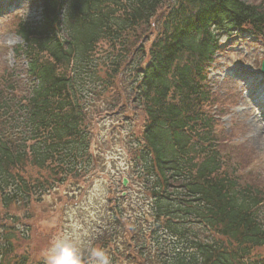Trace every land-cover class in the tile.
I'll list each match as a JSON object with an SVG mask.
<instances>
[{"label":"trees","instance_id":"trees-1","mask_svg":"<svg viewBox=\"0 0 264 264\" xmlns=\"http://www.w3.org/2000/svg\"><path fill=\"white\" fill-rule=\"evenodd\" d=\"M41 1L42 31L21 23L15 30L24 48L14 52L25 56L34 81H18L14 71L0 78V209L28 211L67 179L94 169L88 109L124 74L145 116L137 164L151 200V219L135 216L122 232L129 235L130 264H263L253 253L264 248V191L245 181L241 161L224 151L226 135L203 110L211 101L201 83L217 49L211 28L247 31L264 41V6L244 0ZM163 7L168 15L145 51L134 41L137 31L146 33ZM100 43L113 51L108 66L94 57ZM0 228V264H28L24 255L10 257L16 229Z\"/></svg>","mask_w":264,"mask_h":264},{"label":"rangeland","instance_id":"rangeland-1","mask_svg":"<svg viewBox=\"0 0 264 264\" xmlns=\"http://www.w3.org/2000/svg\"><path fill=\"white\" fill-rule=\"evenodd\" d=\"M245 1L264 6V0ZM168 12L163 7L149 25L144 26L146 33L137 31L139 37L134 41L145 46V51L157 34L160 20L167 17ZM22 21L33 27L41 23L38 0H9L0 5V78L19 66L16 62L20 58L14 55L13 48L22 42L14 30ZM236 34L218 33L219 52L207 67L206 85L217 103L205 110H211L210 116L215 113L217 118L222 109L226 110L225 116L215 124L217 132L226 138L230 136L224 139L223 149L235 162L241 161L240 171L245 181L264 191V121L255 116L260 113L257 109L244 111L241 108L246 107L243 82L260 74L256 67L264 54L261 46L252 43L251 36ZM109 53H113L109 45L100 43L94 57L100 56L99 62L108 66ZM125 65L123 63L120 70L127 73ZM122 82L128 91V79L124 74L118 75L113 79V87L94 98L88 109L90 153L96 161L95 170L56 187L40 203L32 204L28 211L17 208L6 214L0 209V226L6 224L16 229V232L10 230L17 236L10 257L24 255L33 264H111V260L114 264H130L126 255L129 248L125 247L130 244L129 235L122 232L134 222L135 216L151 219L147 214L151 200L140 179L134 145V141L141 139L145 118L132 108L136 106L133 95L115 100V94L119 95L124 87ZM122 178L127 180L124 187ZM118 213L122 217L119 220L116 219ZM11 219L16 222L15 226ZM23 233L24 238L19 237ZM114 244L119 246V252L115 251ZM258 251L264 255V250Z\"/></svg>","mask_w":264,"mask_h":264},{"label":"water","instance_id":"water-1","mask_svg":"<svg viewBox=\"0 0 264 264\" xmlns=\"http://www.w3.org/2000/svg\"><path fill=\"white\" fill-rule=\"evenodd\" d=\"M263 70H264V67H263ZM126 182L125 181H123V184H125Z\"/></svg>","mask_w":264,"mask_h":264}]
</instances>
